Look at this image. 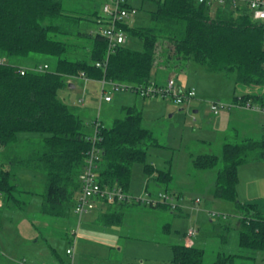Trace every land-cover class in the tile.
<instances>
[{
    "label": "trees",
    "instance_id": "trees-1",
    "mask_svg": "<svg viewBox=\"0 0 264 264\" xmlns=\"http://www.w3.org/2000/svg\"><path fill=\"white\" fill-rule=\"evenodd\" d=\"M157 5L150 12V26H119L127 42L108 56V41L101 31L86 33L79 29L81 21L91 17L99 24H108L96 11L87 10L85 17L82 10H66L64 0H0V197L9 209L24 210L28 206L19 198L25 192L19 188L14 172L15 167L24 166L46 176L42 214L55 219L72 216L81 189L84 159L91 148L86 136L91 132L90 125L59 99L67 79L82 76L149 87L157 66L177 68L191 63L232 75L237 87L246 90L232 103L264 105L262 25L253 23L240 8L228 12L192 0H159ZM131 41L140 43L142 50L132 48ZM30 55L54 57L56 68L25 70L22 75L24 69L6 63L12 57ZM122 113L123 117L114 120L111 127L102 123L101 186L121 187L128 192L133 166L140 163L146 175L156 174L155 182L168 187L173 180L170 171L156 170L147 163L149 147L161 145L154 132L143 127L141 110L124 107ZM21 135L39 137L31 140L26 155L19 154L16 147ZM256 150L264 155V140L227 143L221 157L200 155L193 159L194 168L200 171L215 169L222 160L212 195L235 205L241 224L238 244L250 252L246 256L219 254L212 264H237V259L243 260L240 264H256L257 254L264 252V213L256 204L240 202L237 192L239 167L249 162ZM128 205L120 203L109 212L102 210L98 224L105 228L121 225V208ZM151 207L180 215V209L173 210L166 203ZM223 228L229 229L230 225ZM223 242H227L225 237ZM172 251L170 264H205L204 249L195 245L176 244Z\"/></svg>",
    "mask_w": 264,
    "mask_h": 264
},
{
    "label": "rangeland",
    "instance_id": "rangeland-1",
    "mask_svg": "<svg viewBox=\"0 0 264 264\" xmlns=\"http://www.w3.org/2000/svg\"><path fill=\"white\" fill-rule=\"evenodd\" d=\"M106 1L64 0V6L66 10L83 9L81 12L85 17H87V10H90L92 13L96 11L98 16L105 18L103 5ZM158 1L130 0V4L138 9V13L131 16L127 24L132 27L150 26L152 24L150 12L157 9ZM212 15L215 14L212 13ZM92 18L94 17L81 21L79 29L82 32L96 33L107 26V24H99L91 20ZM129 45L134 49L142 50V45L136 41L129 42ZM30 56L42 57L43 59L38 58L39 60L36 61L37 59L32 58L12 57L5 60L6 63L16 64L29 72H34L37 67L44 65H48L50 71L56 68L57 59L54 57ZM167 56L164 58L166 59ZM36 62L39 64L34 65ZM193 65L197 66L200 72L198 74L195 72L196 75L190 72L191 76H188L189 85H192L193 82L198 89L201 86V89L199 92L196 89V97L193 100L184 102L182 105L176 104L171 97H162L161 95L153 98L148 97L144 100L137 93L131 91L113 92L111 87L107 85L106 90L112 100V103L108 104L104 101L105 94L102 91L101 81L90 80L81 76L67 79L66 84L59 91V99L67 104L75 114L79 115L84 122L101 117L107 127L112 126L113 120L123 117V113L119 111L122 105L116 103L123 98L126 100L132 97L128 107L133 106L131 104L135 99L148 102L155 99L168 106L156 113L159 117L161 116V121L153 126L155 137L164 145L149 147L147 163L163 162L165 169L171 170L172 177L174 176L173 180L168 187L165 184H159L155 182V177H153L155 174L153 176L146 175L143 164L136 163L133 166L128 192L136 198H145L148 189V193H151L150 198L158 200V194L165 192L166 188L171 193L178 191L180 197L174 194L173 203L180 209V215L169 210H160L161 212L158 213L152 212L148 215L135 216L133 220L126 217L123 224L105 228L97 222L98 216L102 212V207H100L89 214H85L81 219L77 235L71 236V230L77 227L78 220L43 216L40 211L42 198L38 197L44 192L40 177L31 176L33 174L23 176V173L20 172L17 176L19 179L17 182L25 194H21L19 198L28 202V208L26 211L19 210L15 213H10L7 210L1 211L2 217L4 216L6 219L1 225L0 241L6 245L9 252H14L16 241L22 239L26 247L23 246L21 253H24V256L32 254L39 263L61 264L57 261V257L65 263L70 262V257L67 256L66 251L74 243L76 264H170L173 259L172 246L183 244L186 238L185 233L197 225V218L201 217L199 214H203L201 213L203 208V210L208 211L213 221V223L208 222L201 225L198 235V238L202 240L199 248L205 251V264L214 263L219 254L242 256L250 254L249 251L241 249L238 244L241 224L238 221L239 213L235 205L215 199L207 191L199 192L195 184L196 178H203L205 185H207L208 180L205 176L203 177V171L193 167V159H190V153L212 154L221 157V146L228 139L223 141V134L217 133L216 128L210 130L209 120L212 119L211 116L213 115L210 107L214 102L225 105L232 103L234 90L232 79L234 77L211 71L207 67ZM157 67L152 74L154 81L162 78ZM165 68L166 66L161 67V69ZM173 75L177 77L178 74L173 73ZM224 75L225 78L223 79L222 76ZM72 84L74 88L71 87ZM81 100H84V105H82ZM192 103L196 106L191 109L190 104ZM239 107L243 108L242 105ZM194 110H199V114H194ZM223 113L227 115L228 109L222 110L220 115ZM147 114L150 115L151 113ZM166 128L167 133L171 132V135L165 132ZM169 143L173 147H167ZM166 151L168 154L165 153ZM221 168H223L222 160L213 171ZM196 173L197 175L194 176ZM150 178L152 179L150 180ZM197 199L202 201L201 204L195 203ZM141 205L142 210L151 212L148 205ZM8 218L13 219V221L10 222ZM225 222L230 223L229 229H223ZM38 223L39 226L35 225ZM41 223L47 225L44 226ZM224 237L227 240L226 243L223 242ZM72 239L74 242H71ZM20 249L17 250L18 253H20ZM31 249L33 253L30 252ZM9 252L7 253L9 254ZM256 257V264H264V252H259ZM241 262H243L242 259H237V264Z\"/></svg>",
    "mask_w": 264,
    "mask_h": 264
},
{
    "label": "crops",
    "instance_id": "crops-1",
    "mask_svg": "<svg viewBox=\"0 0 264 264\" xmlns=\"http://www.w3.org/2000/svg\"><path fill=\"white\" fill-rule=\"evenodd\" d=\"M27 58H32L34 60L37 59L36 61L39 60L38 58L43 59L42 57H37V56H29ZM37 64H39V62H36L34 65H37ZM22 69H24V68H22ZM190 72H192L194 74L196 72L198 74L200 72V70L197 66H195L191 63H189L185 66H182V67H177V68L166 67L165 69H161V67H158V73L161 74L162 78L157 79L155 81L153 79L152 83L153 84L155 83V85H158V86H164L166 84L167 79L169 77H173V78H175L177 87L179 89L185 90V89H189V88L194 87L197 89V92H199V90L201 89V86H200V89H198L196 87V85L193 84V82H192V85H189L190 79L188 76H191ZM173 73H177L178 74L177 77H174ZM222 78L224 79L225 75L222 76ZM232 80L234 83V90H233V96H232V101H233L235 99V97L240 98L242 95L246 94V90L241 88V87H237L234 79H232ZM71 87L74 88L73 84L71 85ZM143 99L146 100L145 98H143ZM131 100H132V97H130V99H126V100L123 98L122 100H119L118 102H116L117 104L121 103L119 105H122L120 110H119L121 113H122V109L124 107H128L130 105ZM107 103L108 104L112 103V100L110 102H107ZM82 105H84V104H82ZM131 105H133V106H130V107H136L139 110H141V112L143 114V122H142L143 127H145L146 129L152 130L153 132H154L153 126L155 124L159 123V121H161L160 120L161 116L159 117V115H156V113L160 112V110L162 108L168 107V106H165V103L159 102L155 99L151 100L149 102L143 101V100L138 101L137 99H135L133 101V104H131ZM190 106H191L190 108L192 109V108H194L193 106H196V104L192 103V104H190ZM145 112L151 113V114L155 112V114H152L153 115L152 116L151 114L149 115ZM194 114H199V110H194ZM211 117H212V119L209 120L210 121L209 122L210 123V126H209L210 130H215V128H216V130H218L217 133L223 134L222 135L223 141H224V139H228V141L221 146L222 149H223L224 145L227 143H240V142L247 140V139H251V140L256 141V142H261L264 140V119H263V115L261 113L254 112V111L248 110V109H243L241 107H234V108L228 110L227 115H224V113L221 115H214L213 114ZM146 118L147 119L149 118V120H146ZM97 119H99L100 122L103 123V125L105 127H107L106 124L102 121V118L97 117L96 119H93V120H90L87 122L90 125L89 132L92 131V124ZM113 122H114V120H113ZM165 132L167 133V128H166ZM167 134L171 135V132H168ZM167 137H166V139H167ZM38 139H39V137H36V136L21 135L19 137V142L17 143V146H16L17 150H19L18 153L26 155L25 150L28 148L29 143H31V140H38ZM204 142H207V141H204ZM209 143H212V142H209ZM160 145H164V144L160 143ZM168 145L169 146H167V147L171 146L170 143ZM171 147H173V146H171ZM167 149H170V148H167ZM165 153L168 154L167 151ZM12 154H13V152H12ZM200 155H212V154H203V153H198V154L193 153L192 154V153H190V156H191L190 159H194L195 157L200 156ZM150 164L153 165V167L156 170L157 169L166 170L165 164L163 162L162 163L150 162ZM192 164H193V161H192ZM8 167H9V165H8ZM213 170L214 169L203 171L204 173H202V174H204L203 177L205 176L208 180L207 185H205V181L203 178H198V177L196 178L195 184L198 187L199 192L207 191V193L213 194L216 176H217V173L220 169H217V171H215V172ZM169 171L172 174L171 170H169ZM14 172L16 174V180L17 181L19 180L17 178V176H18V173H20V172L23 173V176H30L31 174H33L31 176H39L40 177L41 184H42V186H44V188H43L44 192L38 196V197L42 198L41 199L42 200L41 209H40V211H41L42 210V204H43V195L46 192V176H45V174L42 173L41 171L34 170L32 168H27L24 166L15 167ZM37 174H40V175H37ZM195 175H197V173L194 174V176ZM238 176H239V183L237 186V192H238L239 201L242 203H245V204H256L259 211L261 213H264V155H262L259 150L254 151L253 156L250 159V161L239 167ZM153 177H156V174ZM151 179L152 178H150V180ZM17 184H18V182H17ZM18 186H19V184H18ZM147 191H148V189H147ZM173 194L180 197V193L178 191H175ZM2 200H3V197L1 196L0 197V229H1L2 222L6 219L4 216L2 217V215H1L2 210L3 211L7 210L10 213H15L16 211H19V210L26 211V209L28 208V206H27V208L24 210L23 209L11 210L7 207V205L5 203H2ZM201 202H200V204H201ZM114 207H115V205L114 206H111V205L110 206H103L102 210L109 212L108 210L113 209ZM149 208H150L151 212H148L146 210H142V205H140V204H138V205H131L130 204L126 207H122L121 209H122V212L124 215L123 222H124V219L126 217L131 218V220H133V218L135 216L148 215L152 212L158 213V212H161L160 210H168V209H165L163 207L154 208V207L149 206ZM201 213H203V214H199L201 217L197 218V225L194 226L195 228H197L198 234L196 235V237L193 238V243H192V245H195L198 247H199V245L202 244V240L200 238H198L199 232L201 230V225H204L205 223L207 224L208 222L213 223L212 217L208 213V211H206L205 209L203 210V208H202ZM41 214H42V211H41ZM71 218H75L73 213H72ZM71 218H68V220H70ZM8 219H10V222L13 221V219H11V218H8ZM123 222H122V224H123ZM41 224H43L44 226L47 225L46 223H41ZM229 224L225 222L223 224V226L229 225ZM35 225L39 226V223L35 224ZM11 234L13 235V233H11ZM185 237H186V233H185ZM36 243H37V241L35 242V244ZM183 244H185L187 246H192V245H190L191 242H187L186 238L183 241ZM23 246H25V242L22 241V239H20L19 241H16V243H15L14 248L16 250L14 252H9L6 245L0 241V264H51V263H46V262L39 263L38 260L34 259V256L32 254L30 256H28V255L24 256L23 255L24 253H21V252H23ZM18 249H20V253H18V251H17ZM7 252H9V254ZM30 252L33 253V250L31 249ZM5 260H7V261H5ZM60 260L61 259L59 257H57V261L59 263H61ZM68 263H66V264H68Z\"/></svg>",
    "mask_w": 264,
    "mask_h": 264
},
{
    "label": "built area",
    "instance_id": "built-area-1",
    "mask_svg": "<svg viewBox=\"0 0 264 264\" xmlns=\"http://www.w3.org/2000/svg\"><path fill=\"white\" fill-rule=\"evenodd\" d=\"M200 5H207L209 7L222 8L224 11L230 12L231 10L241 9L250 16L253 23L260 24L264 29V0H192ZM129 0H107L103 5V11L106 15L107 26L101 29V34L108 41L109 54L114 53L117 48L123 46L127 42L125 32L119 27L122 23H127L131 16L137 15L138 9L130 5ZM101 64L98 63L97 67ZM49 66L44 65L37 67L34 72H44L48 70ZM25 74V69L22 70V75ZM82 77V76H81ZM84 78V77H83ZM102 91L105 94L104 101L110 102L111 97L106 90L107 85L111 87L113 92L116 91H131L137 93L142 98H153L158 95L162 97H171L174 99L176 104L182 105L184 102H189L196 97V88L179 89L176 84V80L173 77H169L164 86L150 85L149 87L135 86L126 83H119L113 80L103 79L101 80ZM152 86V87H151ZM108 94V95H107ZM84 104V100H81ZM241 104L230 103L229 105L221 104L218 102L212 103L210 110L214 115H220L222 110L227 108L228 110L239 107ZM243 108L252 110L254 112L261 113L264 119V105L254 104L247 102L242 105ZM104 126L97 119L92 124V131L86 136V140L90 142L91 148L84 159V167L80 174L81 189L79 196L73 207V214L78 220L76 228L71 230V236H76L78 228L81 223V219L85 214H89L103 206H114L120 203L127 204H145L148 206H157L158 204H169L171 209L176 210L178 208L174 202V194L170 192H160L158 194V200L150 198L151 193H146L145 198H136L129 192L124 191L121 187H102L99 180V169L103 159V149L101 143L103 142L102 129ZM3 146L0 140V153L2 152ZM153 166V165H152ZM1 167V162H0ZM200 199H197L195 203L199 204ZM102 210V208H101ZM226 219V217H224ZM198 234L197 228L193 227L186 233L187 242L193 243V238ZM71 242H74L73 239ZM70 246L66 254L70 257L68 264L75 263V248Z\"/></svg>",
    "mask_w": 264,
    "mask_h": 264
},
{
    "label": "bare ground",
    "instance_id": "bare-ground-1",
    "mask_svg": "<svg viewBox=\"0 0 264 264\" xmlns=\"http://www.w3.org/2000/svg\"><path fill=\"white\" fill-rule=\"evenodd\" d=\"M162 206V205H161ZM164 206V205H163Z\"/></svg>",
    "mask_w": 264,
    "mask_h": 264
}]
</instances>
